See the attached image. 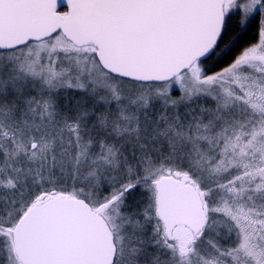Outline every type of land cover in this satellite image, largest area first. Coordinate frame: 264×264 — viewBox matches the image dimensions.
<instances>
[{
    "label": "snow or ice",
    "instance_id": "snow-or-ice-1",
    "mask_svg": "<svg viewBox=\"0 0 264 264\" xmlns=\"http://www.w3.org/2000/svg\"><path fill=\"white\" fill-rule=\"evenodd\" d=\"M0 264H264V0H0Z\"/></svg>",
    "mask_w": 264,
    "mask_h": 264
}]
</instances>
